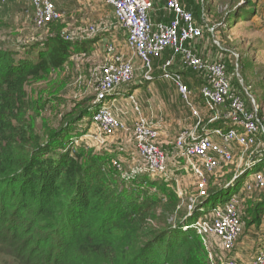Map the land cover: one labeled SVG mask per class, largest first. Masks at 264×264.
Instances as JSON below:
<instances>
[{"label":"trees","instance_id":"1","mask_svg":"<svg viewBox=\"0 0 264 264\" xmlns=\"http://www.w3.org/2000/svg\"><path fill=\"white\" fill-rule=\"evenodd\" d=\"M180 1L185 9L193 12L197 22L201 20L202 0ZM261 2L246 0L243 5H237L236 0H229L227 13L218 15L222 27L216 28L217 40L228 48L236 47L229 38L233 25L238 19L250 21L258 13ZM6 5H1L0 12ZM158 7L163 14H169L164 9L165 0H157L156 10ZM205 10L211 15L213 7L207 6ZM152 16L153 13L150 16L153 21ZM63 28L59 20L49 23L42 27L45 36L31 45L24 44L23 48H31L35 58L18 59L22 52L4 48L9 43L0 42L1 253L18 259L20 264H208L207 252L197 231L194 228L184 231L182 226L210 216L211 209L219 203L215 201L211 209L207 203L225 184L216 181L209 196L202 198L203 205L198 208L210 212H197L195 219L185 220L188 203L183 205L182 197L165 182L168 180L156 179L173 176L171 145L162 146L168 156L165 175L151 178L149 174H135L132 183L126 185L125 180L115 179L118 171L109 166L110 158L105 154H94L93 148L86 146L68 145L77 134V123L90 113L93 98L75 103L59 118L42 117L38 123L40 115L34 114L36 106L31 88L48 79L52 72L63 70L77 51L86 50L84 43L69 41L62 34ZM206 39L214 45L207 30L202 40ZM201 42L195 47L200 56ZM171 54L172 51H167L155 59V74L161 73L163 61ZM233 56L229 55L225 61L231 82L236 69ZM187 73L186 81L191 87H198L204 102L199 90L205 82L203 74L190 72L192 78ZM259 96V112L264 117V103L261 104L264 95ZM246 101L251 107L250 101ZM208 126L228 128L231 124L221 119ZM137 157L140 161L138 154ZM263 163L258 166L259 171L264 170ZM243 182L238 180L235 192L222 201L237 195L245 207L244 215L240 214L243 230L244 216L246 231H262L264 191L257 196H245Z\"/></svg>","mask_w":264,"mask_h":264},{"label":"rangeland","instance_id":"2","mask_svg":"<svg viewBox=\"0 0 264 264\" xmlns=\"http://www.w3.org/2000/svg\"><path fill=\"white\" fill-rule=\"evenodd\" d=\"M53 1L56 3L61 13L59 21L64 25L62 34L66 38L69 37V41L73 43H84L86 45V50L81 49L77 51L66 63L63 70L52 72L48 79L40 81L31 88V96L34 98L36 106L34 114L37 116L38 114L40 115L38 123H40L42 117H61V114H63L67 108H71L75 103L81 100H91L93 98L91 100V106H94L98 94L97 88L101 69L107 62V48L110 44L116 47L118 53L123 54L126 58L129 59L133 57L131 53L127 54V35L118 25L112 7L106 4L104 0ZM212 2L213 3L210 5V7H213L212 19L216 23H221L219 22L221 19L218 20V15L227 13L226 11L229 7L227 3L230 4L229 0H212ZM236 3L237 5H243L246 3V0H236ZM2 4L7 5L2 8L4 11L0 12L2 14L0 15L2 29L0 32V42L2 44L9 43L4 45V48H12L13 50L22 52L17 56L18 59L23 57L35 58L34 54L32 57L31 48L27 49L23 48V46L24 44L31 45L37 42V40L45 36L46 33L42 31V28L37 27L34 22L32 0H7L4 3H0V7H2ZM207 6L208 5H206V7ZM253 16L254 17H252L250 21L238 19L231 29V34L238 39L237 42L236 40L233 42V46L236 45V47H233V51L238 55V65H235L236 69L233 71L231 79L232 84H234V86L236 85L235 88L241 91L242 95L250 101L251 106L259 109V104H256V101L258 100L260 102L259 95H264V0L261 2L258 13ZM210 23L212 22L210 21ZM38 49V47H35V50ZM239 55L241 56L240 58ZM133 59L136 66L135 76L128 82V85L125 83L116 87V91L119 89L120 91L124 90L122 93L124 99H122L120 104L113 105V109L117 112L120 119L126 123L128 130L121 133L118 132L111 136H105L103 134L99 136L101 131L96 123L93 122V116L98 109L97 107L94 113V110L91 111L90 109L91 114L89 113L86 119L77 123L79 128L77 134L73 136L68 145H75L77 147L86 146L88 148H93L94 154H105L107 158H110L109 166H113L114 169L118 171L114 175L115 179L119 182H122L120 180H125L124 183L126 185L132 183L133 177L135 176L133 168L140 164L137 157L135 136L133 133L137 118L134 104L129 99L130 95H132L148 118H155L153 119L154 121L160 118L165 119V122L162 123V131L164 138H168L173 147L171 150L173 155L170 156L172 157L170 168L173 170V176L171 178L155 176L156 179H160L161 181L168 180L165 182L169 183L170 187L176 190L182 197L183 203L185 202L183 204L184 206H186L187 203L195 204L196 202H199L198 205L202 206L204 200L199 198L201 196L198 193L199 188L197 180L188 169L185 160L178 156L175 149V141L179 134L185 132L186 128H196L198 118H196L192 111L184 104L176 86L171 81L157 78L155 81L157 83L155 85L151 84V86L148 87L149 84L143 80L145 70L142 63L134 57ZM176 68L180 70L181 66L179 62L176 64ZM184 71V81L193 92L194 103L196 101L198 109L200 112L202 111L201 119L203 125L200 129L215 121H220L221 119L218 120L214 118V111L204 104L205 101H201L199 91L197 90L198 87L193 88L189 85L188 81H186V73L189 71L187 74L193 78L190 72L194 71ZM153 73L157 76V74H155V67ZM202 81H204V79H202ZM251 86L253 88H251ZM126 87H129L132 91L128 92V88ZM261 91L263 94L259 93ZM120 96L121 95H118L114 98L121 100L120 98L122 97ZM47 100H50V102L48 103ZM106 103L110 105L111 101H106ZM115 103L117 104L118 102ZM52 109H54V112L51 114ZM121 143L128 146L129 151L125 146L118 145ZM116 146L127 151L117 150L115 149ZM259 147H264V144L259 142L257 145L248 149L236 145L233 162L227 167L219 170L215 175L210 176L209 190L214 186L216 181H219L220 185H226L232 179L229 180L227 177L233 176L235 173V170L232 168H235L241 159L253 158V155ZM134 150L135 153H131ZM174 154H177L178 157L176 155L174 156ZM149 176L154 178L152 175ZM137 177L138 175L136 178ZM262 191H264V187L258 190H246V193H244L245 196L251 194L257 196ZM233 192H235L234 186L221 189L211 197L207 206L211 209L215 201L218 202L219 205H223L224 202L222 200ZM203 211L204 214L210 212L207 209H203ZM244 211V203L243 205L241 203L240 214L244 215ZM197 212L199 213L201 211ZM194 216L191 218L195 219ZM209 218H212V216H208V219ZM242 219L244 222V230L239 240L243 238L244 241L247 239H251L253 242L254 240L257 241L254 246L250 244V247L244 252L243 258L245 261L250 262L262 247L260 244L259 247L258 242L264 239V229L262 231L254 230V232L246 231L244 216ZM195 222L190 221L188 225L192 226ZM190 228L192 229V227ZM199 236L207 252L206 261L208 264H219L222 259L230 256L231 253L227 254V252L223 251L217 237L213 235L210 237ZM19 262L18 259L6 253L3 254L0 251V264H20Z\"/></svg>","mask_w":264,"mask_h":264},{"label":"built area","instance_id":"3","mask_svg":"<svg viewBox=\"0 0 264 264\" xmlns=\"http://www.w3.org/2000/svg\"><path fill=\"white\" fill-rule=\"evenodd\" d=\"M6 1L0 0V3ZM104 1L112 7L118 25L127 33L129 54L131 53L142 63L146 82H154L157 79L153 73L154 60L162 57L167 51H172L171 56L162 63L160 78L171 81L176 86L184 104L198 118L196 128H186L185 132L179 134L175 141V149L197 180L198 193L201 196L199 198L208 197L210 176L233 162L236 145L248 149L259 142L264 144V117H261L258 108L248 106L244 95L232 84L225 60L222 57L204 58L195 50L197 44L204 38L205 30L212 35V38L216 37V26L208 23L198 24L193 12L185 9L180 0H165L164 9L172 16L168 22H153L150 19L151 14L156 11L157 0ZM32 5L34 22L39 28L61 18V13L53 0H32ZM67 39L69 40V37ZM107 50L108 59L101 69L98 94L91 108L94 113L98 107L93 122L101 131L99 136L102 134L111 136L128 130L126 123L113 109V105L118 101L114 97L118 95L123 97L124 90L115 89L125 83L128 85L135 76L136 70L133 57L126 58L118 53L112 44ZM236 59L238 60V55ZM178 62L181 66L180 70L176 68ZM184 70L203 74L205 82L199 90L205 104L214 111V118L218 120L226 118L231 127L200 129L203 125L202 114L196 101L194 103L192 90L184 81ZM129 99L134 104L137 118L133 133L140 158V164L133 166V173L165 175L168 170V156L159 144V124L152 122L143 113L134 96L130 95ZM106 101H111V104H107ZM263 161L264 147L258 156L239 167L228 187L234 186ZM244 186L246 190L263 188L264 171L252 172ZM198 204L199 202L188 204L189 213L185 220L193 217L197 211L204 212L202 208H198ZM240 207V198L233 194L223 205L212 209V218L208 219V215H205L192 226L183 224L182 227L184 230L192 227L201 236L217 237L223 251L230 254L243 232ZM219 264H264V245L250 262H240L235 257L227 256Z\"/></svg>","mask_w":264,"mask_h":264},{"label":"crops","instance_id":"4","mask_svg":"<svg viewBox=\"0 0 264 264\" xmlns=\"http://www.w3.org/2000/svg\"><path fill=\"white\" fill-rule=\"evenodd\" d=\"M202 2L204 3L203 4V9H202V16H201V20L199 21L198 20V22L200 23L201 22V24L202 25H204L205 23H208L209 25H211V26H216V28L217 27H219V26H221L222 27V23H216V22H214L213 21V19H212V14L211 15H208L207 14V11L205 10V8H206V5H208V6H210L211 5V3H213L212 2V0H202ZM163 6V5H162ZM171 14H163L162 13V10L158 7L157 8V10L155 11V12H153V16H152V19H153V21L154 22H159V21H166V22H168V21H170V19H171ZM210 21L213 23H210ZM122 29V28H121ZM123 30V29H122ZM124 31V30H123ZM125 32V31H124ZM217 32V31H216ZM125 34H126V32H125ZM217 34V33H216ZM234 35H235V33H234ZM231 40H232V42H234L235 40H236V42L238 41V39H236L235 38V36H233V34H231L230 35V37H229ZM213 39V43H214V45L213 44H211L210 42H209V40H202V42H201V45H200V53H201V56H205V57H210V58H218V57H222L225 61H226V58L229 56V55H234L235 56V59H236V57H237V53L235 52V51H233L234 49H232V48H228V47H226V46H224V45H222L221 43H220V41L219 40H217L218 39V37L216 36L215 38L213 37L212 38ZM214 46H215V48H214ZM128 49V48H127ZM128 51V50H127ZM127 54H129V51H128V53ZM239 57H241L240 55H239ZM168 58V57H167ZM166 59V58H165ZM155 61V60H154ZM237 59L235 60V65L237 66ZM164 62V61H163ZM160 73L156 76L157 78H160ZM160 80H162L161 78H160ZM156 81V80H155ZM146 82V83H148L149 85H148V87L149 86H151V84H156L157 82ZM166 82V81H165ZM234 85V84H233ZM236 86V85H235ZM238 88V87H237ZM239 89V88H238ZM121 100H118L117 102V104L115 103L114 105H118V104H120V102L122 101V99H124V97H122V98H120ZM123 103V102H122ZM262 103H264V101L262 100L261 101V104ZM256 104H258L257 103V101H256ZM202 112V111H201ZM117 113V112H116ZM152 122H154V123H157V124H159V127H160V138H159V142H160V144H161V146H165V147H167V146H169V145H171V141H169V139L168 138H164V136H163V131H162V123H164L165 122V119L164 118H160V119H158L157 121H154L153 119H155V118H149ZM206 127H209V126H206ZM209 128H211V127H209ZM125 136H127V135H125ZM123 139H124V136H123ZM119 146H125V144H118ZM119 146H116V148L115 149H117V150H120V151H127V150H125V149H121V148H118ZM125 148H127L128 149V146H125ZM261 148H263V147H261ZM173 149V148H172ZM260 149V148H259ZM128 151H129V149H128ZM258 151L259 150H257L256 152H255V154L253 155V158H255L256 156V154L258 153ZM236 152V151H235ZM131 153H135V150L134 151H132ZM179 155V154H178ZM258 156V155H257ZM251 158L249 157V158H247V159H241L240 161H239V163H238V165L235 167V168H232V169H234L235 170V172L239 169V167H241L246 161H248V160H250ZM264 162V161H263ZM262 162V163H263ZM260 164V163H259ZM264 164V163H263ZM258 168V167H257ZM253 169V170H250L249 172H248V174H247V176L246 177H243V178H241V179H243L244 180V184H245V181H246V179H247V177L248 176H250V174L252 173V172H254V171H259L258 169ZM264 171V170H263ZM264 231V230H263ZM246 240V239H245ZM264 240V239H263ZM259 241L258 242V245L260 244V245H264V241ZM256 242L257 241H255L254 240V242L253 241H251V239H247L246 241H244L243 240V238L241 239V240H239L238 241V243H237V245H236V247H235V249L233 250V252L230 254L232 257H235V258H237V259H239L240 261H242V262H245V263H247L248 261H245V259L243 258V256H244V252L246 251V249L247 248H249L250 247V244H252L253 246H254V244H256ZM245 243H246V245H245Z\"/></svg>","mask_w":264,"mask_h":264},{"label":"water","instance_id":"5","mask_svg":"<svg viewBox=\"0 0 264 264\" xmlns=\"http://www.w3.org/2000/svg\"><path fill=\"white\" fill-rule=\"evenodd\" d=\"M230 182H231V180L223 187V189H225L226 187H228V185H229Z\"/></svg>","mask_w":264,"mask_h":264}]
</instances>
